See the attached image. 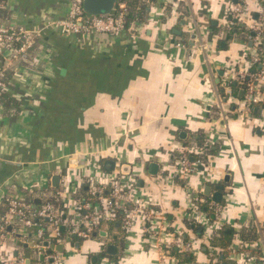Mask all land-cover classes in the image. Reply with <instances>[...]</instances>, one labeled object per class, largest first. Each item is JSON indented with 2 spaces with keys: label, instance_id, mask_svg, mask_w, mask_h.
<instances>
[{
  "label": "crops",
  "instance_id": "1",
  "mask_svg": "<svg viewBox=\"0 0 264 264\" xmlns=\"http://www.w3.org/2000/svg\"><path fill=\"white\" fill-rule=\"evenodd\" d=\"M175 1L183 4L180 13L167 15L156 3L132 32L67 37L45 28V21L66 18L68 0H5L14 23L43 31V43L33 62L38 69L17 68L10 98L0 101V210L9 196L36 210L61 193L69 221L75 204L87 199V176L131 177L137 195L154 203L165 243L170 234L198 241L192 256L162 258L141 222L128 234L115 223L118 231L108 238L81 243L67 240L65 230L56 244L49 222L40 221L63 264H211L216 254L223 259L209 246L220 225L235 232L230 264H264V103L248 118L227 104L226 120L217 107L219 90L253 38L227 33V11L239 0ZM249 2L258 21L264 0ZM201 43L208 52H200ZM192 150L206 158L204 165L186 181L172 179L177 158ZM192 191L223 207L220 224L205 227L193 219ZM218 193L220 202L214 201ZM187 221H195L193 229ZM249 231L256 240L242 234ZM26 244L15 226L0 232V256L30 254L31 263L42 264Z\"/></svg>",
  "mask_w": 264,
  "mask_h": 264
},
{
  "label": "built area",
  "instance_id": "2",
  "mask_svg": "<svg viewBox=\"0 0 264 264\" xmlns=\"http://www.w3.org/2000/svg\"><path fill=\"white\" fill-rule=\"evenodd\" d=\"M172 1L161 0V4L168 6ZM68 3L67 17L61 20H46L45 28L60 32L67 37H88L97 34L115 37L124 32H132L135 26L139 25L135 24L130 29L126 28L125 3L117 4L115 11L107 17L87 15L84 11V0H68ZM250 9L246 0H239L236 8L231 10L235 16L228 20L229 32L237 23L240 25L243 23L244 20L241 17H246ZM259 13H261L259 20L254 21L257 24L251 27L256 34L252 39V49L242 56L235 72L227 76L223 84L225 96L221 97L217 107L225 120L230 115L227 104L233 106V108L231 106L234 110L232 113L235 112L241 117L248 118L256 107L264 103V4L259 8ZM42 35L43 31H33L18 26L11 18L0 21V59L4 61V66L0 69V97L9 92V87L4 81L5 71L20 60L27 59L33 47L43 43ZM199 50L208 52V43H201ZM33 65L31 71L38 69L36 63ZM233 84H237L243 93L241 101L237 100ZM193 152L196 153V151ZM202 165L204 164L201 161L191 158L190 151H184L172 169L171 178L186 181L189 175L197 172L198 167ZM86 181L89 189L87 199L75 204V214H72L69 221L64 219V215H69L67 213L69 206H64L61 193L54 201H46L36 210H33L26 200L9 196L5 199L8 206L4 220L5 226H0V232L5 233L9 225L15 226L42 264L64 263L62 256L51 247L52 242L46 237V230L43 231L39 227L38 223L43 220L49 222V234L56 244L63 243L62 228L66 230L67 240L73 236L90 239L101 229L103 223H118L128 234L137 223L141 222L145 233L155 240L154 248L159 253L162 254L165 251L170 253L173 248L186 253L191 252L189 248L192 246L188 244V250H184L181 240L191 243L194 241L185 239L179 234L172 235L173 238H178L172 244L158 242L157 238L161 237L162 227L156 223L158 214L154 208L155 205L152 201H147L137 195L133 178L87 176ZM190 194L194 200V207L191 210L193 219L202 222L205 227L220 224L223 207L220 204H211L209 207L214 214V217H211L208 212H204L195 204V201L199 200L197 192L192 191ZM78 219L82 225H75ZM223 229L224 227L220 225L216 231ZM0 264H31V261L28 263V259L23 255L13 257L9 254L0 256ZM213 264H222V262L215 260Z\"/></svg>",
  "mask_w": 264,
  "mask_h": 264
},
{
  "label": "trees",
  "instance_id": "3",
  "mask_svg": "<svg viewBox=\"0 0 264 264\" xmlns=\"http://www.w3.org/2000/svg\"><path fill=\"white\" fill-rule=\"evenodd\" d=\"M120 3H125L126 5V16H125V26L127 29L132 28L133 25L135 24H142V23H146L147 22V18H149L150 15V11L153 7L154 4L158 3L160 4L164 11L166 12L167 15H171L174 12L176 13H180L182 5L180 2L177 3V1L173 0L172 3L170 5H165V4H161V0H118V4ZM11 18V12L6 8V3L5 0H0V21L2 20H7ZM227 18L229 19L230 17L227 16ZM229 34V38L233 39L236 38L237 36L243 35L244 38H246V40L249 38L252 39V31L248 29L247 26H242L240 24H236L235 26H233V29L229 32H227ZM40 53V45H35L33 47V49L31 50V52L29 53V56L27 59L25 60H20L16 65H14L13 67L8 68L5 73H4V81L7 83L8 87L10 88V80L13 77V74L15 75V71L17 68H23V69H27V70H32L33 68V62H36L37 59H39V54ZM264 54V53H263ZM4 66V61L2 59H0V69ZM233 89L235 90V94L236 97L239 96V93L242 92L239 88L237 84H233ZM220 94L222 96H225L223 89L219 90ZM10 97L7 96V94L3 95L2 97H0V101H2L3 103H5ZM212 152V149L209 148L208 149V153L210 154ZM179 158V157H178ZM177 158V159H178ZM191 158L195 161H206V158L204 159L202 156H193L191 154ZM181 185H183L182 182H180ZM85 196V195H84ZM85 199V198H84ZM195 204L201 208L204 212H208L210 214L211 217H214L213 211L210 210V204L208 199L202 200H196ZM3 209L0 210V226H5V218L6 214L8 212V206L7 203L5 201L4 206L2 207ZM4 218V220H3ZM214 219V218H212ZM44 222V220H43ZM194 223L195 221H187L186 225L188 228L193 229L194 227ZM16 228V227H15ZM17 229V228H16ZM8 230V226L6 227V231ZM118 231V228L116 227V224L113 223H103L101 226V230H99L96 235H93L91 238H100L103 239V235L107 234V238L108 235L110 236L111 233L113 231ZM109 233V234H108ZM65 234V233H64ZM242 234H246L247 239H255V236L252 235V232L249 231L247 233H242ZM114 237V235L112 236ZM235 237V232L230 230V232H228L227 228H224L223 230L217 232L214 234V236L212 237L211 241H210V247L211 248H216L218 251L221 252V255L223 257V259H219L222 264H230L231 262L228 260V249L231 246L233 240ZM73 242H79L81 243L82 240L76 236H73ZM243 238H246L243 236ZM116 242V241H115ZM210 253V250L208 248L207 253ZM104 254H106V252H104ZM172 254H183L182 252H180L178 249H173ZM31 264H34L33 262Z\"/></svg>",
  "mask_w": 264,
  "mask_h": 264
},
{
  "label": "water",
  "instance_id": "4",
  "mask_svg": "<svg viewBox=\"0 0 264 264\" xmlns=\"http://www.w3.org/2000/svg\"><path fill=\"white\" fill-rule=\"evenodd\" d=\"M118 4V0H84V11L89 16H95V17H107L111 15ZM185 24V22H183ZM244 26V25H242ZM176 34L180 35V32H177ZM256 34L255 32H252V38H255ZM194 36L193 38H195ZM253 46V42L250 43V47ZM115 164L111 163L110 165L106 164L107 170H114ZM153 171L155 172L157 170V166H151ZM128 173V172H127ZM126 174V171L124 172ZM57 180V179H56ZM210 192V188H206V194ZM222 199V194L218 193L214 196V201L220 202ZM62 232H65V228L61 229ZM47 245V244H46ZM28 248V244L25 246ZM64 245H60V252L63 251ZM115 251H117L116 246H110L108 252L110 254H115ZM26 258L28 259V263H30V254H26Z\"/></svg>",
  "mask_w": 264,
  "mask_h": 264
},
{
  "label": "rangeland",
  "instance_id": "5",
  "mask_svg": "<svg viewBox=\"0 0 264 264\" xmlns=\"http://www.w3.org/2000/svg\"><path fill=\"white\" fill-rule=\"evenodd\" d=\"M246 2L249 4V7H251V5H250V2H249V0H246ZM236 5L237 4H235L233 7H232V4L230 5L231 6V8H229V10L227 11L228 13H227V15H226V18H227V16L228 17H233V16H235V13H233V12H231V10L232 9H235L236 8ZM252 9H250L249 10V13H248V15L246 16V17H241V19L242 20H244L243 21V23L242 24H245V23H247V25H248V29L249 30H251L252 32H254L252 29H251V27L252 26H254L255 24H257V22H254L251 18H252ZM261 13H259V15H260ZM229 19L227 18V21H228ZM238 116V115H237ZM209 146H211V145H209ZM196 155V153L194 152V154H193V156H195ZM203 163V162H202ZM204 164V163H203ZM199 192V191H198ZM199 199H201L200 198V196H199ZM193 204H194V202H193ZM213 205H214V203H212ZM210 205H211V203H210ZM194 207V205H192V208ZM191 208V209H192ZM160 227H162V226H160ZM216 233V232H215ZM214 233V234H215ZM173 234H170V237H169V239H168V241H167V243H170V244H172L175 240H177L178 238H173V236H172ZM213 237V236H212ZM212 237H211V239H212ZM157 240H158V242H160V243H165V241H164V239L162 238L161 239V237H160V239H159V237L157 238ZM161 240V241H160ZM182 241V243H183V249L184 250H188V244L189 245H191L192 247L191 248H189L190 250L189 251H191V252H189V253H186L185 251H180V252H182L183 254H186V255H189V256H192L193 255V253H194V251H195V248H196V246H197V244H198V241H194L193 243H191L190 241H183V240H181ZM191 243V244H190ZM173 249H176V248H173ZM173 249H171L170 250V253H167V251H165L164 253H162V258H164L166 255H170V254H172V251H173ZM154 250H156L157 251V249H155L154 248ZM158 252V251H157ZM215 255V254H214ZM215 260H218V262H220V260H219V258L217 257V254L215 255V256H213V260L211 261V264H213L214 263V261Z\"/></svg>",
  "mask_w": 264,
  "mask_h": 264
}]
</instances>
